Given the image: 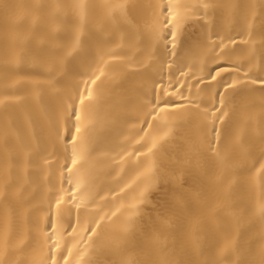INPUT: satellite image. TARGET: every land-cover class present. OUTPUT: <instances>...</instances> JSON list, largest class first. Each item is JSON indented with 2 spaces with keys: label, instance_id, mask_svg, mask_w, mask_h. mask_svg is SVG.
Segmentation results:
<instances>
[{
  "label": "bare ground",
  "instance_id": "6f19581e",
  "mask_svg": "<svg viewBox=\"0 0 264 264\" xmlns=\"http://www.w3.org/2000/svg\"><path fill=\"white\" fill-rule=\"evenodd\" d=\"M166 3L0 0V264H264V0Z\"/></svg>",
  "mask_w": 264,
  "mask_h": 264
},
{
  "label": "snow or ice",
  "instance_id": "6c2138e0",
  "mask_svg": "<svg viewBox=\"0 0 264 264\" xmlns=\"http://www.w3.org/2000/svg\"><path fill=\"white\" fill-rule=\"evenodd\" d=\"M173 7H174V3H173V0H167V3L164 5V10H165V17H164V20L162 21L163 25L165 27H167L169 24H171V22L173 20L176 19V16L173 12ZM173 27H175V25H173ZM168 35L171 36L173 38V40L175 39V32H173L171 30V28H169V31H168ZM172 47L174 48L175 45L174 43H172ZM97 79H99V77H97ZM93 83H95V81H93ZM81 104H83V100L80 101ZM167 103V102H165ZM160 111H163V108L160 109ZM81 117L79 115H76V120H80ZM81 131V129L79 127H76L75 128V132L78 134L79 132ZM214 135H216L218 137V133H214ZM71 143L73 144V149H72V153H73V159L71 161L72 165L74 166L77 161L75 159V142H76V136L75 135H72L69 137ZM214 144H215V141H214ZM212 151L215 152L216 151V148L213 147L212 148ZM71 169H69L70 171ZM262 211H264V209H262ZM53 249H57L59 246L58 244H54L53 246ZM71 253L69 252L68 255H70ZM50 264H57V261L55 259L54 256H50ZM62 264H67V259L66 258H62Z\"/></svg>",
  "mask_w": 264,
  "mask_h": 264
}]
</instances>
